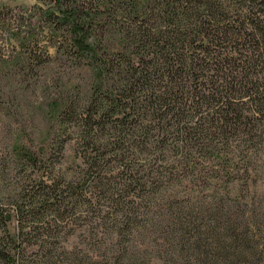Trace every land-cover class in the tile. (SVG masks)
I'll use <instances>...</instances> for the list:
<instances>
[{
    "label": "rangeland",
    "instance_id": "obj_1",
    "mask_svg": "<svg viewBox=\"0 0 264 264\" xmlns=\"http://www.w3.org/2000/svg\"><path fill=\"white\" fill-rule=\"evenodd\" d=\"M168 3L172 1L0 0V164L5 167L0 212L10 215L15 242L10 263L0 264H196L193 247H204L210 234L204 233L206 224L196 232L192 223L201 224L203 213L220 199L225 207L238 203L237 232L258 250L248 264H264V145L255 151V163L226 164L230 175L219 182L150 181L149 196L155 200L147 203L149 219L128 232H120L124 225L106 217L120 208L104 202L105 210L98 212L80 199L101 196L95 173L88 170V158L100 148L83 138L103 126L105 140L110 137L108 129L121 113L116 118L103 114L126 84L129 62L138 63L133 35ZM225 5L228 10L220 19L237 20L242 0ZM146 162L140 159L138 165ZM122 164L112 161L110 173L121 175ZM160 164L153 166L159 169ZM212 192L225 196L213 200ZM138 195H128L127 202H140ZM27 196H47L50 202L37 203L38 212L22 219L17 198L24 202ZM125 220L117 219L120 224Z\"/></svg>",
    "mask_w": 264,
    "mask_h": 264
},
{
    "label": "trees",
    "instance_id": "obj_2",
    "mask_svg": "<svg viewBox=\"0 0 264 264\" xmlns=\"http://www.w3.org/2000/svg\"><path fill=\"white\" fill-rule=\"evenodd\" d=\"M171 1L133 35L138 63L129 62L126 84L118 98L111 99V110L103 114L116 118L121 113L108 129L110 137L105 140L103 126L83 138L89 146L100 148L88 158V170L94 171L101 196L80 199L85 208L94 206L98 212L105 210L104 202H110L111 209L120 208L106 216L116 226L124 225L120 232L149 219L152 208L147 203L155 200L149 196L153 194L148 190L150 181L219 182L230 175L226 164L255 163L254 153L264 145V0H242L233 21L220 17L228 10L225 2L235 0ZM112 158L123 163L121 175L110 173ZM140 159L147 164L139 166ZM155 162L161 163L159 169ZM4 171L0 164V176ZM137 193L140 202L128 203V195ZM212 196L214 200L225 194L212 192ZM49 200L47 196H27L24 202L17 198V212L25 219L38 212L37 203L49 204ZM215 203L203 213L201 224L192 223L196 232L206 224L204 233L210 234L204 247H193L196 264H248L258 250L246 234L237 232L238 203L226 207L221 199ZM121 217L126 219L124 224L117 221ZM9 218L0 212L4 227L0 260L5 263H10L15 244ZM91 234L96 236L95 231ZM248 253L251 259L245 256Z\"/></svg>",
    "mask_w": 264,
    "mask_h": 264
}]
</instances>
